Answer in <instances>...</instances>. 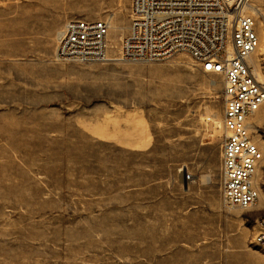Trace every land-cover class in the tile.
Returning <instances> with one entry per match:
<instances>
[{
	"label": "rangeland",
	"instance_id": "1",
	"mask_svg": "<svg viewBox=\"0 0 264 264\" xmlns=\"http://www.w3.org/2000/svg\"><path fill=\"white\" fill-rule=\"evenodd\" d=\"M129 3L0 0V264H264V104L248 122L261 194L242 210L221 200L219 75L185 54L54 62L71 19L106 22L113 59ZM248 4L264 86V0Z\"/></svg>",
	"mask_w": 264,
	"mask_h": 264
},
{
	"label": "built area",
	"instance_id": "2",
	"mask_svg": "<svg viewBox=\"0 0 264 264\" xmlns=\"http://www.w3.org/2000/svg\"><path fill=\"white\" fill-rule=\"evenodd\" d=\"M249 0H130L129 25L119 61L155 63L185 54L205 74L223 80L220 194L225 206L249 210L260 198L255 184L263 155L248 122L264 104V86L247 64L259 45L255 21L244 12ZM109 25L71 19L57 33L56 63H105ZM190 175L184 173L187 182ZM253 244L264 249V216Z\"/></svg>",
	"mask_w": 264,
	"mask_h": 264
},
{
	"label": "bare ground",
	"instance_id": "3",
	"mask_svg": "<svg viewBox=\"0 0 264 264\" xmlns=\"http://www.w3.org/2000/svg\"><path fill=\"white\" fill-rule=\"evenodd\" d=\"M249 3V2H248ZM248 3H246L245 5H244V12L246 13L248 10L250 11V12H252L254 15H256V14H258V12H257V10L254 8V6H250ZM247 14V13H246ZM259 39V38H258ZM120 41V43H119V47H118V49H117V51L113 54V59H112V61H119V57H120V52H121V41H122V38L119 40ZM258 48V47H257ZM256 51V50H255ZM254 51V52H255ZM253 52V53H254ZM252 53V54H253ZM109 54V53H108ZM251 54V55H252ZM250 55V56H251ZM249 60H250V57L247 59V64L249 65V67L251 68V66H250V64H249ZM251 71H252V73L254 74V71L252 70V68H251ZM255 75V74H254ZM256 77V76H255ZM257 78V77H256ZM250 125V124H249ZM256 175H257V171H256ZM256 179H257V176H256V178H255V184L257 185V183H256ZM258 187H259V185H258ZM260 194H261V192H260ZM262 206V208H264V200H263V202H262V204H261ZM253 208V207H252ZM250 210V209H249Z\"/></svg>",
	"mask_w": 264,
	"mask_h": 264
},
{
	"label": "water",
	"instance_id": "4",
	"mask_svg": "<svg viewBox=\"0 0 264 264\" xmlns=\"http://www.w3.org/2000/svg\"><path fill=\"white\" fill-rule=\"evenodd\" d=\"M184 184H185V182H184Z\"/></svg>",
	"mask_w": 264,
	"mask_h": 264
}]
</instances>
